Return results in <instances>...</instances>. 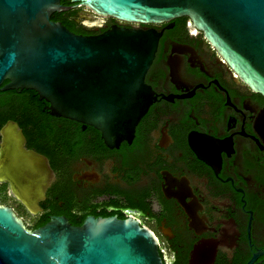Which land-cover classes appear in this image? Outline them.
<instances>
[{"label": "flooded vegetation", "instance_id": "af4514ba", "mask_svg": "<svg viewBox=\"0 0 264 264\" xmlns=\"http://www.w3.org/2000/svg\"><path fill=\"white\" fill-rule=\"evenodd\" d=\"M72 10L59 22L75 34L114 25L159 34L144 79L154 100L132 139L114 146L45 105L32 136L13 121L23 134L14 146L43 157L51 176L34 212L1 180L10 203L0 205L31 232L57 217L134 221L156 237L161 264H264V96L187 17L141 25Z\"/></svg>", "mask_w": 264, "mask_h": 264}, {"label": "water", "instance_id": "95a60500", "mask_svg": "<svg viewBox=\"0 0 264 264\" xmlns=\"http://www.w3.org/2000/svg\"><path fill=\"white\" fill-rule=\"evenodd\" d=\"M0 0V91L32 90L51 116L89 125L114 146L130 141L154 100L144 82L159 34L112 26L75 34L53 13L83 5L122 23L156 24L187 17L253 91L264 96V0ZM0 180L30 211L49 184L46 160L15 147L18 124L0 128ZM0 264H161L157 239L130 220L87 218L74 226L52 218L28 231L0 205Z\"/></svg>", "mask_w": 264, "mask_h": 264}, {"label": "trees", "instance_id": "16d2710c", "mask_svg": "<svg viewBox=\"0 0 264 264\" xmlns=\"http://www.w3.org/2000/svg\"><path fill=\"white\" fill-rule=\"evenodd\" d=\"M71 3V0H61L62 5H70ZM74 13L75 10L53 13L51 20L62 21L66 14ZM66 25L76 32L71 23H66ZM44 105L45 103L40 101L32 90L0 91V128L6 121L11 120L17 122L27 136H32L30 126L39 124L40 120L45 118V115L42 114Z\"/></svg>", "mask_w": 264, "mask_h": 264}, {"label": "rangeland", "instance_id": "374dc122", "mask_svg": "<svg viewBox=\"0 0 264 264\" xmlns=\"http://www.w3.org/2000/svg\"><path fill=\"white\" fill-rule=\"evenodd\" d=\"M88 20H85V22H87ZM2 203H10V201H6V200H3L2 197H0V204Z\"/></svg>", "mask_w": 264, "mask_h": 264}]
</instances>
